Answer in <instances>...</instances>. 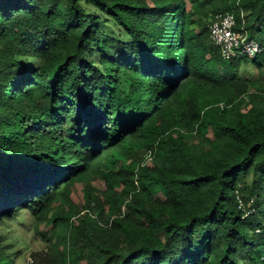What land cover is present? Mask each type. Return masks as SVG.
I'll use <instances>...</instances> for the list:
<instances>
[{"label":"trees","instance_id":"trees-1","mask_svg":"<svg viewBox=\"0 0 264 264\" xmlns=\"http://www.w3.org/2000/svg\"><path fill=\"white\" fill-rule=\"evenodd\" d=\"M227 13L264 37V0H0V264L26 212L36 264H264V51L223 59Z\"/></svg>","mask_w":264,"mask_h":264},{"label":"rangeland","instance_id":"rangeland-1","mask_svg":"<svg viewBox=\"0 0 264 264\" xmlns=\"http://www.w3.org/2000/svg\"><path fill=\"white\" fill-rule=\"evenodd\" d=\"M264 38V37H263ZM256 39V41H261ZM99 187H104L103 183L98 184ZM75 202H80L82 199V187L77 185L73 194ZM3 234L12 240L14 248L12 252L15 255L17 264H36L32 257L35 253H44L49 244L41 235H37L32 225V217L29 213H23L20 217L12 221H6L3 228ZM43 233H47L45 228H41ZM50 236V232L48 234Z\"/></svg>","mask_w":264,"mask_h":264},{"label":"built area","instance_id":"built-area-1","mask_svg":"<svg viewBox=\"0 0 264 264\" xmlns=\"http://www.w3.org/2000/svg\"><path fill=\"white\" fill-rule=\"evenodd\" d=\"M210 33L213 44L227 61L241 56L254 57L264 51V45L248 39L246 32L237 30L233 14L218 15L210 26Z\"/></svg>","mask_w":264,"mask_h":264}]
</instances>
